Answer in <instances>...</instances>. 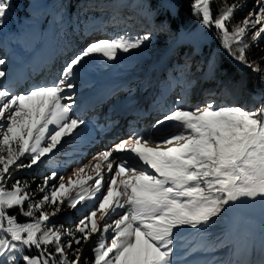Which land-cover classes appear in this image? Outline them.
Returning a JSON list of instances; mask_svg holds the SVG:
<instances>
[{
	"label": "snow or ice",
	"instance_id": "obj_1",
	"mask_svg": "<svg viewBox=\"0 0 264 264\" xmlns=\"http://www.w3.org/2000/svg\"><path fill=\"white\" fill-rule=\"evenodd\" d=\"M191 7L203 28L216 30L230 56L260 71L247 60L245 39H264V0H256V8L231 25L244 5H227L215 16L210 0H194ZM10 10V0H0V28ZM150 39L125 34L91 40L56 79L20 93L0 67V264H177V236L183 229L204 234L231 206L244 200L264 204V105L248 110L212 101L187 108L178 98L150 134L132 133L96 153L67 185L56 171L34 190L35 177L31 182L17 177L58 151L65 138L81 134L85 122L76 116L74 95L80 71L97 59L115 63ZM5 64L0 58V66ZM86 169L94 176H85ZM73 190L76 194L69 195ZM87 202L91 207L74 230L53 219L64 206L78 210ZM223 243L208 241L205 250ZM85 245L91 247L90 260L84 257Z\"/></svg>",
	"mask_w": 264,
	"mask_h": 264
},
{
	"label": "trees",
	"instance_id": "obj_2",
	"mask_svg": "<svg viewBox=\"0 0 264 264\" xmlns=\"http://www.w3.org/2000/svg\"><path fill=\"white\" fill-rule=\"evenodd\" d=\"M51 1L53 2L52 12H50V15L45 12L46 17L42 21L41 27L48 26L50 27V32H54L55 29L50 26L51 21L49 18L50 16L53 17L55 10L60 8L62 3L61 0ZM84 1L69 0L71 7L67 17L70 20L69 27L71 30H86L90 25L99 23L108 13L105 12L107 10L105 5H107L108 1H126V5L123 3L124 8H129L130 2L135 1L138 2L140 8L149 10L153 26L130 31V21H126L122 17L120 22L126 23L127 29H124L125 26L118 27L117 24L111 22L107 25L108 29H110L109 36L118 37L123 33L132 38L140 37L144 34L150 35L151 39L137 51L138 55L150 47H161V51L157 53L159 58H163L161 64L155 65L149 71H147V68H138V65L132 67V76L125 78L123 82L119 83L111 95V99L120 95L119 97L122 101L119 103V108L122 113H125L126 107L133 105L135 101L144 100L148 97L141 105L145 115H139L141 108L136 111L141 121L130 124V120L138 119V117L130 116L129 121L125 123L130 125L125 128L120 136H129L138 131L142 134H150L151 126L155 120L161 117L164 111L171 108L174 101L178 98L187 99V103L183 105L187 108H194L212 101L216 105H238L248 110L264 105V39H258L255 43L251 41L250 35L245 39V43L249 44L246 51L247 60L250 64L260 69V71H254L252 67L241 64L230 56L220 46L216 36L208 43H203L200 46V51L197 46L195 47L194 43H180V41L167 48L169 38H179L182 31L190 30L198 24L199 17L193 14L191 7L194 0H100L103 5L87 9L84 7ZM10 2L12 17L15 16L18 22L22 23V16L28 10L30 0H10ZM233 3L242 4L244 7L235 12L230 25L241 22L250 10L256 8V0H214V2L210 0V10L215 16L218 11L226 10V6ZM34 20L35 17L32 21ZM23 29H25V26H23ZM16 30L17 28L6 31L2 27L0 28V37H3L5 33L11 39L14 37L13 39L20 40L19 31L16 32ZM212 30L216 31L215 29ZM22 52L26 55L28 53L26 50H22ZM136 67L137 69H135ZM128 69L130 68H124L125 71ZM127 72H130V70ZM198 72H201V76L198 75ZM9 79H12V76ZM200 86V93L196 95L198 93L196 87ZM161 93H163V96L160 97ZM217 95L220 98L217 99ZM154 97L155 99L153 100ZM159 98L161 99L160 101ZM148 104H152L154 108H147ZM101 110L104 109L101 108ZM90 116L91 118L87 120L92 125L97 123L96 119L99 114H96L93 110ZM151 117L153 118L149 123L145 122ZM84 118H87L86 114ZM82 120L84 121V119ZM118 120L120 118H116L111 123V130H102V133L99 131L102 128H97L91 132L88 130V135H90L88 138L80 141L72 139L75 142L74 145L69 150L63 151L64 154L55 155L56 153L54 152L50 156L43 158V162L39 163L38 166L19 171L16 174L17 177L26 179L29 182L35 177L36 183L31 185L34 190L37 184L43 182L45 175H49L53 171L57 172V168L64 163H68L69 160V166L72 167L94 154L102 146V141L108 140V143H113L120 136L108 137L105 140L103 136L114 129L113 127ZM87 125L84 124V127L87 128ZM94 143L96 145L88 150L91 147L90 145ZM66 148L68 147L63 149ZM24 163H28V161L24 160ZM89 182L92 183L91 181ZM55 183L57 182L55 181ZM90 207L91 203L87 202L84 205H78V210H74L75 212L71 216H63L61 213L53 219L58 224H63L64 230H74L75 223L87 213ZM45 210L52 211V208L47 207ZM225 221L223 216L217 223L211 225L204 234L197 233L196 230L190 228L183 229L177 236V264L187 261L190 257H192V264H205L206 261L215 264L216 261L227 262L229 260L232 261V264H249V262L253 264L255 259L262 260V257H264V246L259 247L255 243L248 244L245 248L235 246L233 241L227 237ZM217 238L222 239L224 243L210 250H205L207 242L215 241ZM95 242L96 238L93 239L92 246L95 245ZM201 245H204V247H201ZM69 256L71 257V252H69ZM92 256L91 247L85 245L84 257L90 260Z\"/></svg>",
	"mask_w": 264,
	"mask_h": 264
},
{
	"label": "rangeland",
	"instance_id": "obj_3",
	"mask_svg": "<svg viewBox=\"0 0 264 264\" xmlns=\"http://www.w3.org/2000/svg\"><path fill=\"white\" fill-rule=\"evenodd\" d=\"M52 1L51 0H30V5L28 6V10L22 16V23H19L15 16L12 17V10H10L9 17L7 19L6 24L3 26V29L6 31H11L14 28H17L16 32L20 34V40L12 39L4 33L3 37H0V58L5 59L6 64L4 66H0L7 69L9 73V77L12 76V79H8L14 82L17 85L16 91L18 93L24 92L30 85L32 84H42L45 82H51L57 78L58 74L61 71L62 66L65 62L70 59L74 54L78 53L82 47H84L89 41L99 39V38H111L109 36L108 24L114 22L117 24L118 27L125 26L126 23L120 22L122 17L124 20L130 21L131 26H129V30H140L141 28L144 29L146 27H152L151 21V14L148 9H142L139 7L138 2L131 1L129 4V8H124L123 3L126 5V1L123 2H113L108 1L105 7L108 12L105 17L102 18L101 21L103 25L94 26L90 25L86 32H83L81 29H76L75 31H70L71 28L69 27V18L68 11L71 7L69 0H61L60 8L56 9L53 17L50 16L49 20L51 21L50 26L54 28V32H50V27L44 26L41 27V23L46 17L45 12L50 15L52 12ZM84 7L92 8L93 6H101L103 3L100 0H85ZM82 3V4H83ZM140 11V13L138 12ZM35 17V20L32 19ZM106 22H103V21ZM25 26V29H23ZM162 28H164L161 25ZM92 28V29H91ZM122 28V27H121ZM161 28V29H162ZM123 29V28H122ZM124 29H127L126 26ZM124 32V31H123ZM183 32V33H182ZM179 38H169L168 40V47L173 46L180 41L182 42H190L194 43L195 47L200 51V46L205 43L209 42L216 36V31L214 30H207L203 28L198 22L196 26L191 28L187 31H182ZM65 35V42H61L63 40V36ZM124 35V33L122 34ZM67 36V37H66ZM113 38V37H112ZM10 39V40H9ZM179 39V40H178ZM61 42V48L65 46V43L68 42L72 49H75L72 53H70L67 57H65V53L59 52L60 49H57L59 58L57 57L58 62L54 59V68L55 70H51L49 75H51L52 80H45L44 75L42 74L38 79H35L33 83H29L24 87L21 85L17 78L14 76L16 75L15 72H26L30 69L29 64H32V61L37 59L40 55V52L43 51L45 55L51 54L50 58L53 59L55 55L56 43ZM22 50L28 51L27 55L22 52ZM138 50L132 51L130 54H121L119 60L115 63L106 62L101 59H97L94 62H89L87 66L80 71L78 79L76 81V89L74 95L76 96V116L79 119H84L87 128L83 127L81 130V134L77 136L74 140L80 141L82 139L88 138L90 135L87 132L88 130L91 132L95 130L97 127H102L99 131L102 133L103 127L104 129L110 128L109 120H113V118L117 117L119 113V103L121 102V98L118 95L116 98L111 99L112 91L115 90V87L123 82V80L127 77H131V69L132 67L138 65V68H147L149 71L152 67L157 64H161L163 58H159L157 53L161 51V47H150L148 50L143 51L141 54H137ZM9 53H12L8 56ZM53 61V60H52ZM124 68H130V72L124 70ZM137 69V67L135 68ZM198 75L201 76V72H198ZM200 87H196V91L199 95ZM149 96V95H148ZM163 96L161 93L160 97ZM148 97H146L147 99ZM216 98H220L219 95ZM144 100H140L139 102H135L130 108V111L123 114L125 115H135L136 110L139 108ZM161 99L159 98V101ZM117 103V104H116ZM187 103V99L183 100V105ZM100 108V109H99ZM101 108L104 109L101 112ZM94 110L96 114L100 113L101 117H99L103 122H98L92 125L90 121L87 119L91 118V112ZM87 115V118H84V115ZM137 116V115H136ZM103 117V118H102ZM108 117V120L105 118ZM151 117L145 122L149 123L152 119ZM137 121V119H135ZM122 122V121H121ZM122 125V123H120ZM119 123L110 131L109 133L103 136V139H106L108 136L110 138L118 137L121 133L125 130V128L129 127V124H123L121 127ZM111 130V129H110ZM140 133V131L136 132ZM96 136V135H95ZM129 136H120L118 137L113 143H108L109 141H103L102 146L91 156L83 159L82 161L76 163L72 167L69 166L70 160L68 163H64L62 166L57 168V173L60 176L65 178L64 182L67 185L68 178L71 177L72 179H76L74 175V171L83 166L88 164L89 160L92 158L93 155L99 153L103 150H106L112 147L115 143H119L122 139H126ZM67 139V143H63V146H58L59 150L54 151L56 154H64L63 151L69 150L73 145L74 141L70 138ZM72 142V143H71ZM96 145V143L90 145L91 147L88 149L90 150ZM110 145V146H109ZM150 146H155L151 144ZM64 147H68L63 149ZM3 155H7V153H3ZM81 160V156L79 157ZM86 175H93L94 173L90 169H86L84 174ZM57 184L59 181H56ZM88 184H91L88 182ZM76 191L73 190L69 195H75ZM91 203V202H90ZM47 208V206H46ZM74 209L64 206V212L62 213L63 216H71L74 213ZM99 215V214H98ZM225 223L227 227V237L233 241L235 246L238 247H247L248 244L255 243L259 247L264 246V204H261L259 201H248L244 200L239 202L229 209L224 215ZM20 221L23 222L25 220L24 217H19ZM66 238V237H65ZM264 260V257H262ZM261 260H257L254 264H259ZM178 264H192V257L188 258L187 261L179 262Z\"/></svg>",
	"mask_w": 264,
	"mask_h": 264
},
{
	"label": "bare ground",
	"instance_id": "obj_4",
	"mask_svg": "<svg viewBox=\"0 0 264 264\" xmlns=\"http://www.w3.org/2000/svg\"><path fill=\"white\" fill-rule=\"evenodd\" d=\"M69 18V17H68ZM103 22H106V21H103ZM101 25H103V23H101ZM70 31H74V30H70ZM65 37V35L63 36V38ZM65 39V38H64ZM66 40V39H65ZM52 70L54 71L55 68L53 67ZM27 84V83H26Z\"/></svg>",
	"mask_w": 264,
	"mask_h": 264
}]
</instances>
